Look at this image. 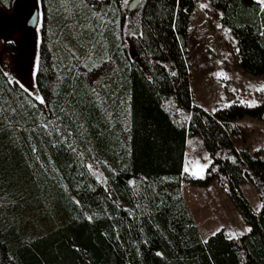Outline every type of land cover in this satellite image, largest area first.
I'll list each match as a JSON object with an SVG mask.
<instances>
[{
    "label": "trees",
    "instance_id": "1",
    "mask_svg": "<svg viewBox=\"0 0 264 264\" xmlns=\"http://www.w3.org/2000/svg\"><path fill=\"white\" fill-rule=\"evenodd\" d=\"M208 1L236 41L238 67L264 77L261 4ZM194 2L140 0L130 11L120 0L94 9L39 0L36 95L0 68V264H264V158L235 148V122L263 119L264 92L253 107L193 103L185 43ZM193 137L210 158L202 179L183 169ZM183 182H216L249 232L202 240Z\"/></svg>",
    "mask_w": 264,
    "mask_h": 264
},
{
    "label": "rangeland",
    "instance_id": "2",
    "mask_svg": "<svg viewBox=\"0 0 264 264\" xmlns=\"http://www.w3.org/2000/svg\"><path fill=\"white\" fill-rule=\"evenodd\" d=\"M85 1L91 8H95L92 4L95 0ZM130 1L126 3L120 0L122 9ZM260 4L264 9V4ZM80 7H83L82 4ZM34 10L38 11V22L35 30L28 34L26 23ZM41 37L42 12L39 0H14L10 12L0 8V68L10 81H15L32 95H36L34 77ZM126 40L129 41L128 38ZM7 42L16 45L17 51L13 56L5 46ZM185 44L189 58V84L195 105L213 112L221 105L240 103L253 107L261 102L264 77H252L238 67L236 41L222 25L219 13L208 0H195ZM107 73L102 69L92 75L90 84L96 87ZM235 125L243 136L235 143V148L258 152L264 158V115L262 120L245 117L236 121ZM209 164L210 158L201 140L198 137L187 139L184 172L188 176L202 179ZM241 190L252 209L259 212L261 203L253 187L245 183ZM181 196L202 240L220 231L229 238H238L249 232V227L216 182L206 188L193 187L183 182Z\"/></svg>",
    "mask_w": 264,
    "mask_h": 264
},
{
    "label": "water",
    "instance_id": "3",
    "mask_svg": "<svg viewBox=\"0 0 264 264\" xmlns=\"http://www.w3.org/2000/svg\"><path fill=\"white\" fill-rule=\"evenodd\" d=\"M139 2L140 0H132L128 5V9L130 11H133L138 6ZM37 22H38V11L34 10L33 14L26 23V29H25L26 33L28 34L32 33L37 26Z\"/></svg>",
    "mask_w": 264,
    "mask_h": 264
},
{
    "label": "snow or ice",
    "instance_id": "4",
    "mask_svg": "<svg viewBox=\"0 0 264 264\" xmlns=\"http://www.w3.org/2000/svg\"><path fill=\"white\" fill-rule=\"evenodd\" d=\"M125 2L127 3V0H125ZM259 2L262 3V4H264V0H259ZM202 7H206V6L205 5H202Z\"/></svg>",
    "mask_w": 264,
    "mask_h": 264
},
{
    "label": "crops",
    "instance_id": "5",
    "mask_svg": "<svg viewBox=\"0 0 264 264\" xmlns=\"http://www.w3.org/2000/svg\"><path fill=\"white\" fill-rule=\"evenodd\" d=\"M186 144H187V141H186ZM185 149H186V147H185ZM193 219V218H192ZM193 221H194V219H193ZM194 223H195V221H194ZM196 225V224H195Z\"/></svg>",
    "mask_w": 264,
    "mask_h": 264
}]
</instances>
